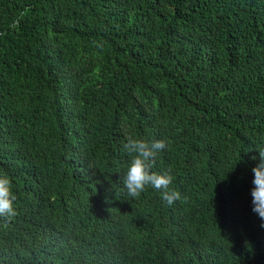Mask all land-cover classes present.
Returning a JSON list of instances; mask_svg holds the SVG:
<instances>
[{
  "label": "trees",
  "instance_id": "trees-1",
  "mask_svg": "<svg viewBox=\"0 0 264 264\" xmlns=\"http://www.w3.org/2000/svg\"><path fill=\"white\" fill-rule=\"evenodd\" d=\"M126 132L181 199L127 194ZM259 149L264 0H0V264H264Z\"/></svg>",
  "mask_w": 264,
  "mask_h": 264
},
{
  "label": "clouds",
  "instance_id": "clouds-1",
  "mask_svg": "<svg viewBox=\"0 0 264 264\" xmlns=\"http://www.w3.org/2000/svg\"><path fill=\"white\" fill-rule=\"evenodd\" d=\"M126 142L122 143V150L131 158L130 166L121 177V182L130 197H139L148 186L161 193V198L171 206L181 199L178 191L171 190L173 183L172 169L162 172L152 170L158 152L168 147L164 139L148 141L134 138L125 133ZM261 162L252 169L254 173L252 190V211L264 221V150L259 149ZM255 159V157H253ZM16 196L12 191V181L7 175H0V217L11 220L17 214L14 202ZM264 228V223L260 225Z\"/></svg>",
  "mask_w": 264,
  "mask_h": 264
}]
</instances>
